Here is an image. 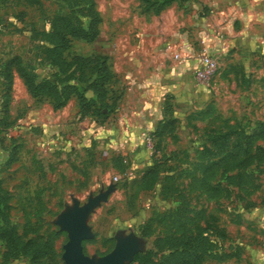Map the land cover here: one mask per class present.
<instances>
[{"label": "rangeland", "instance_id": "374dc122", "mask_svg": "<svg viewBox=\"0 0 264 264\" xmlns=\"http://www.w3.org/2000/svg\"><path fill=\"white\" fill-rule=\"evenodd\" d=\"M141 4L95 0L101 14L98 34L90 40L72 37L65 51L67 56L103 52L111 64L118 61V48L130 56L137 45L153 43L148 22L163 28L157 38L169 48L165 66L183 79L162 81V115L122 153L115 147L118 140L110 143L106 135L98 139L93 133L109 127L102 125L105 119L114 122L111 112L84 123L76 113L21 126L17 117L28 93L15 66L11 81L3 69L4 61L17 54L37 79L61 76L45 52L50 19L56 13L80 16L75 9L82 2L0 0V100L7 88L12 110L0 130V188L6 194L0 264H65L61 253L68 231L56 222L58 214L74 199L83 203L108 185L106 197L87 218L91 236L82 241L87 256L109 252L118 237L129 234L136 248L124 264H264V155L241 166L212 163L234 143L245 144L264 123V0L176 1L163 21L159 13L144 15ZM172 20L176 27L166 28ZM186 44L216 56L217 69L207 82L171 56L173 48ZM153 70L157 76L158 68ZM117 81L115 94L124 87ZM155 142V174L141 177ZM256 144L264 150L263 138L252 140V152ZM148 218L152 228L143 235L140 226ZM52 230L53 251L39 261L26 253L10 255L19 243L41 245ZM5 232L13 236L11 249Z\"/></svg>", "mask_w": 264, "mask_h": 264}, {"label": "trees", "instance_id": "16d2710c", "mask_svg": "<svg viewBox=\"0 0 264 264\" xmlns=\"http://www.w3.org/2000/svg\"><path fill=\"white\" fill-rule=\"evenodd\" d=\"M27 1L38 3L39 0ZM80 1L82 6L75 9V11H81L80 16L78 13H73L72 16L56 13L50 19L49 30L47 31L49 44L46 46L45 52L50 61L55 64L61 76L37 79L33 72L21 64L17 54H13L4 61L3 69L11 81L12 69L15 66L27 91L36 99L42 96L48 97L47 99L54 109L63 105L71 95H75L78 100V113L80 116L89 114L103 118L116 108V102L121 95L120 91L119 94L114 93L115 87L113 84L116 81V75L111 68L107 54L103 52L72 53L69 56L65 54L71 44L72 37L90 40L98 34L101 14L95 5V0ZM173 1L181 0H141V11L159 13ZM2 95L4 98L0 100V130L5 129L9 124L8 117L10 115L8 104L10 95L7 88L4 89ZM155 131H157L156 128L153 130L156 135ZM258 136L264 139L263 122L259 130L249 136L245 144L234 143L230 149L212 163L215 165L223 163L225 167H232L248 164L253 159H262L264 155L262 145L256 144L253 152L251 148L252 140ZM157 149L158 146L155 142L152 162L142 169L141 177L155 174L156 162H158ZM5 195L0 188V213L3 211ZM151 228L152 221L151 218H148L141 224L140 232L143 235L148 234ZM55 233V230L50 231L47 239L41 245H31L26 241L19 243L17 249L11 250L13 252L9 250V253L13 256L26 253L32 262L39 261L41 256L53 251L51 242ZM5 235L9 249H11L13 236L8 232H5Z\"/></svg>", "mask_w": 264, "mask_h": 264}, {"label": "crops", "instance_id": "0c3cea01", "mask_svg": "<svg viewBox=\"0 0 264 264\" xmlns=\"http://www.w3.org/2000/svg\"><path fill=\"white\" fill-rule=\"evenodd\" d=\"M216 1L217 0H212V2ZM227 1L232 2L235 0ZM175 3L176 1L171 2L159 12L162 21L163 18H167L168 11L174 7ZM149 12L150 11H145L143 14L149 16L151 15ZM165 19L164 21H166ZM171 22H167L165 27H176L175 21L172 20ZM147 29L153 32H148L153 43L150 45L145 44L143 47L137 45L135 53L130 56L122 52L120 48L117 49L118 61L111 63V68L117 76V82L123 84L124 87L121 90V97L118 98L117 109L113 112L111 111L114 115V122L111 120V125H109L106 123L105 119V121H102L104 122L102 125L104 127L109 126L110 128L101 129L104 131L102 135L101 130L93 132L95 136H98V139L106 135L110 143H113L114 140H118L115 147L118 149L120 148L122 153L125 152L124 148L133 145L131 141L138 139L140 132H143L144 129H152L158 118L162 115V81L174 79L173 82H177V79H183L182 75L176 74V70L173 73V71H170V67L165 66L164 60L166 59L165 56L168 55L169 48L166 42L158 40L157 38L163 28L160 26H152L151 23L148 22ZM154 29H156L157 33ZM160 37H163V35ZM142 62H144L143 65L141 64ZM156 67L160 73V75L157 73V76L152 74V71L154 72L153 68L155 69ZM27 93L29 97L25 96V108L19 110L20 113H18L17 117L21 126L29 122H40L41 125H44L45 123H49V121L52 123V121L49 120L50 117L51 119H57V115L59 119H62L78 113V100L75 95H71L63 105L54 109L48 99L42 101L36 99L28 91ZM16 101L18 102L21 100L16 99ZM9 112H12L10 105ZM39 112L41 113L38 114ZM45 117L47 120H40ZM87 117H91V115L86 114L83 117L81 116L78 120H80V123H84ZM96 123L94 121L92 122L94 126L93 129H98V124ZM86 125L87 124H84V127H87Z\"/></svg>", "mask_w": 264, "mask_h": 264}, {"label": "water", "instance_id": "95a60500", "mask_svg": "<svg viewBox=\"0 0 264 264\" xmlns=\"http://www.w3.org/2000/svg\"><path fill=\"white\" fill-rule=\"evenodd\" d=\"M111 185L87 197L86 201L79 203L74 199L71 207L58 214L56 222L61 228L68 231V239L63 244L61 256L65 264H124L131 257L136 248V238L125 235L117 238L114 247L107 253L94 258L84 254L82 249L83 239L90 237L91 232L87 218L92 208L107 195Z\"/></svg>", "mask_w": 264, "mask_h": 264}, {"label": "built area", "instance_id": "2783aa9c", "mask_svg": "<svg viewBox=\"0 0 264 264\" xmlns=\"http://www.w3.org/2000/svg\"><path fill=\"white\" fill-rule=\"evenodd\" d=\"M171 56L183 61L193 77L202 82H207L217 69L216 56L205 47L195 50L193 46L186 44L173 48ZM113 178L116 180L119 175L114 174Z\"/></svg>", "mask_w": 264, "mask_h": 264}]
</instances>
